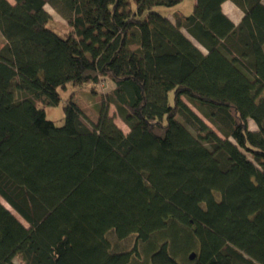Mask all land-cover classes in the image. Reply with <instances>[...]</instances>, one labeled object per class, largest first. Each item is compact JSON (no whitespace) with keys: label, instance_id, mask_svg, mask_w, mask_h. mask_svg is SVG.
I'll use <instances>...</instances> for the list:
<instances>
[{"label":"trees","instance_id":"trees-1","mask_svg":"<svg viewBox=\"0 0 264 264\" xmlns=\"http://www.w3.org/2000/svg\"><path fill=\"white\" fill-rule=\"evenodd\" d=\"M182 1L0 0V264H264V0Z\"/></svg>","mask_w":264,"mask_h":264},{"label":"rangeland","instance_id":"rangeland-1","mask_svg":"<svg viewBox=\"0 0 264 264\" xmlns=\"http://www.w3.org/2000/svg\"><path fill=\"white\" fill-rule=\"evenodd\" d=\"M12 3H14V0H10ZM196 0H183L180 4L174 6V7H165V6H159L156 7V11H159L162 15L167 17H173L177 13L184 14L186 16L191 15L194 12ZM47 9L49 12H51L55 19L52 24V29L55 30L60 36L63 38H67L71 35L73 29L70 28L67 20H65L62 16L56 13V11L50 6L47 5ZM172 18V19H173ZM174 21L177 22V20L174 18ZM184 33L189 36L191 35L187 33L186 30H184ZM3 35L0 32V45L4 46L6 43V40L2 37ZM193 39V38H192ZM195 42V41H194ZM196 43V42H195ZM203 49V48H202ZM204 50V49H203ZM205 51V50H204ZM207 52V51H205ZM103 86V87H102ZM101 87H98V92L94 93L91 91V85H85L83 87H74L73 85H68L67 89H60L61 92V101L59 105L54 107H48L46 108V115L47 118L51 121H54L57 126H63L65 124V106L70 100V94L75 90L73 101L84 111V113L87 115L89 120H91L94 123H97L99 121V113H98V105L102 101L103 96L111 91L112 84L109 82L103 83ZM171 102H174V95H170ZM185 102L195 111L197 112L211 127H213L216 131L217 129L213 126L211 122H209L200 112L199 110L188 100L184 99ZM116 108L114 106H111L110 114L116 115ZM116 123L119 125V127L126 133L130 131L129 127L116 115L115 117ZM253 124V122H252ZM257 129V126L255 124L250 126L251 129ZM249 156H251L249 154ZM0 200L13 211L14 214L17 215V217L25 224L27 223L24 221V219L19 216L3 199ZM109 238L112 240V242L115 244L117 249L122 250H129L134 246L135 243V237L132 236L124 241L117 240L113 233L109 234ZM16 264H24L20 259H15Z\"/></svg>","mask_w":264,"mask_h":264},{"label":"crops","instance_id":"crops-1","mask_svg":"<svg viewBox=\"0 0 264 264\" xmlns=\"http://www.w3.org/2000/svg\"><path fill=\"white\" fill-rule=\"evenodd\" d=\"M222 8H223L224 13L235 24H239L241 22V20H242V18L244 16V12L233 1H231V0L226 1L225 3H223ZM46 9H47V6H46ZM252 122H253V124H255L257 126V124L255 123V121H253V120H250L249 121V126L252 127V125H253ZM257 129H258V126H257ZM257 129H254V127H253L252 130H257Z\"/></svg>","mask_w":264,"mask_h":264},{"label":"water","instance_id":"water-1","mask_svg":"<svg viewBox=\"0 0 264 264\" xmlns=\"http://www.w3.org/2000/svg\"><path fill=\"white\" fill-rule=\"evenodd\" d=\"M194 256H195V254L193 253V254L190 256V258H191V259H193V258H194Z\"/></svg>","mask_w":264,"mask_h":264}]
</instances>
